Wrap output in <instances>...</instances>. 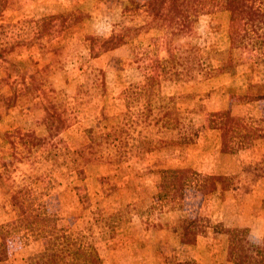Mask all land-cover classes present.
I'll return each mask as SVG.
<instances>
[{"label":"rangeland","instance_id":"rangeland-1","mask_svg":"<svg viewBox=\"0 0 264 264\" xmlns=\"http://www.w3.org/2000/svg\"><path fill=\"white\" fill-rule=\"evenodd\" d=\"M127 2L0 0V264H43L55 249L76 264L73 241L101 264H233L223 219L249 220L264 196V137L223 153L213 114L264 129V25L215 10L170 36ZM128 26L139 30L101 50ZM170 167L192 173L175 200L160 195ZM210 174L230 187L203 194ZM19 202L39 228L16 222Z\"/></svg>","mask_w":264,"mask_h":264},{"label":"trees","instance_id":"trees-1","mask_svg":"<svg viewBox=\"0 0 264 264\" xmlns=\"http://www.w3.org/2000/svg\"><path fill=\"white\" fill-rule=\"evenodd\" d=\"M263 2L264 0H146L144 3L139 4L137 0H128L125 5V10L133 12L142 8L147 18L144 25H148V28L152 26H163L170 36H174L181 35L188 31L189 26L201 14L215 10L225 11L229 16L230 22L242 20L245 25L260 27L264 25ZM73 16H76L74 17V21H77L80 20L82 13L76 10ZM135 30H139V28L137 27L135 29L128 26L119 31H114L107 38H102L100 40L101 50L110 51L122 46L127 42L129 37L133 36V31ZM243 36L244 34L240 37ZM237 37V34H230V42L233 45ZM236 46L238 47V45H235V47ZM2 48L3 47L0 46V51L3 50ZM171 48V46H168L169 52H171ZM1 55L0 53V56ZM226 64L232 65L231 62H227ZM216 76L217 75L212 74V76L209 77L212 78ZM241 100H244V98ZM213 116L217 118L218 121L217 123L214 120L219 131L220 150L223 153H234L244 145L249 144L251 140L257 137H264L263 128L260 129L247 124L242 118L232 114L230 108L216 111ZM52 128L54 127L51 124V129ZM238 136L241 137L240 142L236 140ZM191 174V170L188 167H170L166 169L162 174L160 182V195L169 200H175L182 196L184 188L192 179ZM230 178L229 175L221 174L203 176L201 181L197 184L198 190L203 194H207L217 189H228L231 185ZM16 206L19 213V220L16 222L19 223L20 226L34 229L35 226L39 228V224L43 223L40 220L35 219V221H33L29 219L28 212L23 202L16 203ZM222 230L228 236L229 243L227 246V253L233 264H264V238L263 244L257 245L249 242L245 238V230L242 228L224 227ZM199 231L201 232L202 230ZM187 234V232L184 233L186 237H188ZM3 245L4 239L3 242H0V259H3L6 250V248H2ZM62 246L63 245H60L59 248H62ZM65 250L68 252L70 251L68 254L73 256L72 261L76 264H101L99 254L93 245H81L73 241L69 246L66 245ZM45 253L42 254L47 256L43 264H57L64 254L56 249ZM177 264L190 263L184 261L178 262Z\"/></svg>","mask_w":264,"mask_h":264},{"label":"crops","instance_id":"crops-1","mask_svg":"<svg viewBox=\"0 0 264 264\" xmlns=\"http://www.w3.org/2000/svg\"><path fill=\"white\" fill-rule=\"evenodd\" d=\"M252 191L254 194H256V191ZM260 198L259 204L256 206H251V210L247 211L246 214L249 216V220L246 221L245 218L242 220L240 213H237L234 217L233 215H230L232 218L223 219L226 222L225 227H247L249 228L247 230L249 238L255 243L261 242L264 238V206L261 208V204L264 203V196H261Z\"/></svg>","mask_w":264,"mask_h":264}]
</instances>
